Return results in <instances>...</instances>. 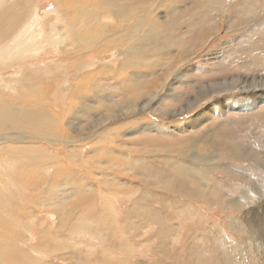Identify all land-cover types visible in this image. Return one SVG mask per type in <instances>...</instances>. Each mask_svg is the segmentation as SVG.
Listing matches in <instances>:
<instances>
[{
  "label": "rangeland",
  "instance_id": "rangeland-1",
  "mask_svg": "<svg viewBox=\"0 0 264 264\" xmlns=\"http://www.w3.org/2000/svg\"><path fill=\"white\" fill-rule=\"evenodd\" d=\"M108 2L0 0V264H264V0Z\"/></svg>",
  "mask_w": 264,
  "mask_h": 264
},
{
  "label": "bare ground",
  "instance_id": "bare-ground-1",
  "mask_svg": "<svg viewBox=\"0 0 264 264\" xmlns=\"http://www.w3.org/2000/svg\"><path fill=\"white\" fill-rule=\"evenodd\" d=\"M112 1V0H111ZM74 3V2H73ZM83 3V2H82ZM99 3V2H98ZM100 3L102 4H105V5H109L110 3L108 2V0H100ZM102 4V5H103ZM103 13H105V12H103ZM103 13L101 14V15H103ZM93 17V16H92ZM100 17V16H99ZM24 33V32H23ZM25 33L27 34V35H25L24 36V34H23V39L24 40H26V41H28V42H31L30 40H29V36H28V34H30V32H26L25 31ZM33 36V35H32ZM58 36H60V35H58ZM40 37V36H39ZM33 39V38H32ZM59 40V39H58ZM33 41V40H32ZM57 43V42H56ZM9 80H11V79H9ZM8 80V81H9ZM12 81V80H11ZM16 90V89H15ZM17 92H19V91H17ZM16 92V93H17ZM20 93H22V92H20ZM17 95V94H16ZM1 96V95H0ZM6 96V95H5ZM22 96V95H21ZM20 97V96H19ZM8 98V97H7ZM9 99V98H8ZM15 103V102H14ZM215 109V108H214ZM239 200V199H238ZM263 214L260 216V218H259V223H257L256 225H257V228H256V230L255 231H257V235H258V237H256L257 239H256V241L257 242H260L261 244V247H262V249L264 250V226L262 227V225H264V212H262ZM255 214V213H254ZM257 214V213H256ZM256 216V215H255ZM258 220V219H257ZM251 224L249 223V226H250Z\"/></svg>",
  "mask_w": 264,
  "mask_h": 264
},
{
  "label": "crops",
  "instance_id": "crops-1",
  "mask_svg": "<svg viewBox=\"0 0 264 264\" xmlns=\"http://www.w3.org/2000/svg\"><path fill=\"white\" fill-rule=\"evenodd\" d=\"M19 46H22V45L19 44ZM19 49H22V51H23L25 48H19Z\"/></svg>",
  "mask_w": 264,
  "mask_h": 264
}]
</instances>
